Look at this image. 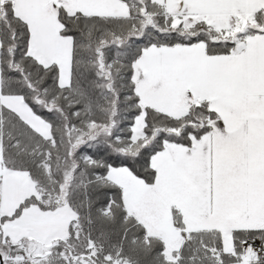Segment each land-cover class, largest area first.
Here are the masks:
<instances>
[{
  "label": "snow or ice",
  "instance_id": "1",
  "mask_svg": "<svg viewBox=\"0 0 264 264\" xmlns=\"http://www.w3.org/2000/svg\"><path fill=\"white\" fill-rule=\"evenodd\" d=\"M0 264H264V0H0Z\"/></svg>",
  "mask_w": 264,
  "mask_h": 264
}]
</instances>
